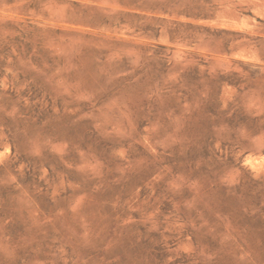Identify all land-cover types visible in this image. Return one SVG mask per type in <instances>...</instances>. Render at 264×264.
<instances>
[{
	"label": "rangeland",
	"instance_id": "374dc122",
	"mask_svg": "<svg viewBox=\"0 0 264 264\" xmlns=\"http://www.w3.org/2000/svg\"><path fill=\"white\" fill-rule=\"evenodd\" d=\"M0 264H264V0H0Z\"/></svg>",
	"mask_w": 264,
	"mask_h": 264
}]
</instances>
